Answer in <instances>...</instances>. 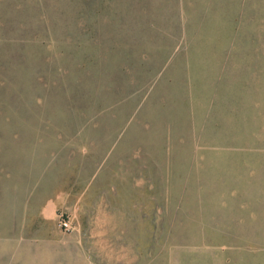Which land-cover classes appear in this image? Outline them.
<instances>
[{
	"label": "rangeland",
	"instance_id": "rangeland-1",
	"mask_svg": "<svg viewBox=\"0 0 264 264\" xmlns=\"http://www.w3.org/2000/svg\"><path fill=\"white\" fill-rule=\"evenodd\" d=\"M0 264H264V0H0Z\"/></svg>",
	"mask_w": 264,
	"mask_h": 264
},
{
	"label": "built area",
	"instance_id": "built-area-1",
	"mask_svg": "<svg viewBox=\"0 0 264 264\" xmlns=\"http://www.w3.org/2000/svg\"><path fill=\"white\" fill-rule=\"evenodd\" d=\"M59 225L64 232H73L76 229L75 223L72 221L71 217L66 214L59 215Z\"/></svg>",
	"mask_w": 264,
	"mask_h": 264
}]
</instances>
